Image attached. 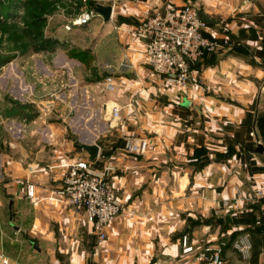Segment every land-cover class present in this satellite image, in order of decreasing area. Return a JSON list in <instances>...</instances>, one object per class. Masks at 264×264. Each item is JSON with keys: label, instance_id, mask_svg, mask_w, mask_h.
<instances>
[{"label": "crops", "instance_id": "0c3cea01", "mask_svg": "<svg viewBox=\"0 0 264 264\" xmlns=\"http://www.w3.org/2000/svg\"><path fill=\"white\" fill-rule=\"evenodd\" d=\"M112 3L111 20L102 21L108 29H116L109 33L120 49L107 43L98 58L95 45H78L90 51L92 59L86 64L65 51L52 58L72 71L81 70L82 78L72 72L77 83H96L105 73L112 76L114 88L99 99L103 110L118 105L120 116L112 118L106 112L102 134L81 140L64 124L50 121L47 113L27 121L18 133L9 129L20 119L4 116L1 109L5 95L16 99L10 92L15 77L9 66L0 69V75L3 69L7 72L0 76V85L6 87L0 91V189L11 210L9 225L0 233L6 229L12 243L24 234L35 239L31 244L54 249L51 264H209L181 253L183 236L193 245L227 243L235 236L223 248L224 264H264V200L235 199L264 187V151L258 150L254 135V130L259 136L264 130V0ZM185 3L211 20L205 29L208 37L229 38L233 44L203 58L197 77L180 90L151 70L145 41L128 28L168 4ZM68 36L76 46L74 34ZM140 139L148 142L145 152H130L129 142ZM76 142L96 143L98 155L88 160ZM78 157L87 159L97 173L111 167L108 179L124 207L107 224L100 243L91 222L53 193L67 164ZM30 187L32 196L27 194ZM224 199L232 202V208L218 216L229 215L230 221H215ZM27 203L30 208L25 211L20 206ZM13 214L18 217L15 222ZM243 233L249 234L252 244L245 258L233 247Z\"/></svg>", "mask_w": 264, "mask_h": 264}, {"label": "built area", "instance_id": "2783aa9c", "mask_svg": "<svg viewBox=\"0 0 264 264\" xmlns=\"http://www.w3.org/2000/svg\"><path fill=\"white\" fill-rule=\"evenodd\" d=\"M95 15L97 14L94 13L93 7H81L70 23L64 25V29L69 31L73 27L86 25ZM206 27L207 22L202 18L197 7L191 3H185L178 7L168 4L164 10L154 11L134 26L129 27L128 30L132 35L145 41L146 62L151 70L166 84L184 90L197 77L199 68L196 67V64L205 54L213 53L223 48V46L230 48L233 44L229 38L218 41L208 37L205 34ZM7 66L9 65L7 64ZM2 68H5V66ZM40 69L37 70L35 67L31 72L35 81L41 85L44 94H48L55 99L59 98L60 101L63 99V94L57 90L55 92H53L54 90H47L48 81L58 80L56 85L60 83L61 87L69 86L73 96L75 94L78 96L83 95L90 100L91 104L94 99L93 96L97 92L105 93L114 88V82L110 75L93 84H81L75 81L72 68L68 65L47 66ZM22 91L24 92L20 93L19 100L32 102L43 114L46 113L45 111L48 109L46 107L41 108L36 102L37 100L32 98L36 94L31 86L23 87ZM76 105H79V103ZM95 109L96 107L90 108V115H93ZM100 110H103L102 106L98 109V111ZM103 111L105 114L108 112L112 118H119L120 116L118 105H112L109 110L105 108ZM31 121L35 122V119ZM26 123L27 120L21 118L18 125L11 122L9 129L18 133ZM44 136L51 138L53 135L51 132H44ZM147 144L148 142L145 139L136 142L131 141L127 149L130 152L143 153L147 148ZM110 169L111 167H106L101 173L94 172L91 170L87 159L78 157L67 164L61 184L53 191L55 196L61 198L68 208L77 213H82L91 222L97 243L106 238L105 227L107 224L124 211V207L118 200L108 179L107 171ZM27 194L29 196L33 195L31 187L27 188ZM235 199L262 201L264 200V187L255 189L249 196L239 194ZM232 205L229 199H224L219 204L216 213L227 214ZM180 244L182 254L192 255L200 263L224 264L222 251L226 243L223 240L206 241L193 245L186 236H183ZM233 247L243 258L248 257L252 247L249 234L239 235L234 240ZM0 264L11 263L7 257L0 254Z\"/></svg>", "mask_w": 264, "mask_h": 264}, {"label": "rangeland", "instance_id": "374dc122", "mask_svg": "<svg viewBox=\"0 0 264 264\" xmlns=\"http://www.w3.org/2000/svg\"><path fill=\"white\" fill-rule=\"evenodd\" d=\"M53 1V10L45 13V18H47V24L45 25L46 32L54 34L61 39L64 36L72 33L74 38L76 37V46L70 41L69 36L68 44L77 47L80 46H96L100 51L97 52L98 58H101L104 49L107 43L113 49H118L119 47L115 46V38H112V33H109L110 30H116L114 28L107 27L108 23H103L101 16L95 15L91 21L80 27H73L70 31L64 29V25L70 23L71 19L74 18L77 13L80 11L81 7H90L96 3L109 4L110 0H52ZM23 0H0V8L4 11L0 13V21L3 23V27H0V55L7 56L15 54V56L7 64L11 67L14 72V81L11 84L12 91L16 99H20V93L23 87L31 86L33 92L36 96H32L33 99H36L39 106L45 107L41 104V101H52V107L45 112L47 113V118L50 121L62 123L66 126V130L79 139H90L94 138L98 134L103 133V129L106 123V114L103 110L98 111L102 106V99H99L103 96L104 93L97 92L93 96V102L91 104L90 100L85 96H78L75 94L72 95L71 88L69 86L61 87L59 84L56 85L58 80L47 82V90H56L63 94V99L60 101L59 98L55 99L50 95H46L43 92L41 85L35 81V78L32 76L31 72L33 68L41 70V67L46 68L47 66H63L64 64L59 61H52L53 56L56 52L64 51L62 48H58L55 51H31L27 54H21L20 51L15 48L14 43L10 40L9 31L3 30V28H22L24 26V17L26 13L25 6L23 5ZM9 6L8 10H5ZM112 18V17H111ZM111 20V19H110ZM106 25V26H105ZM117 34V33H116ZM69 45V46H71ZM120 49V48H119ZM52 55H49L50 53ZM11 64V65H10ZM22 67H24L22 69ZM40 67V68H39ZM6 72V69H3L1 75ZM76 78L83 76V72L79 70L72 71ZM7 72L4 74L6 76ZM0 75V76H1ZM82 78V77H81ZM2 79V78H1ZM65 79V76H64ZM6 81L5 79H2ZM12 80V78H11ZM65 81V80H64ZM69 82V81H68ZM69 85L71 83L69 82ZM0 91H6L5 84L0 85ZM11 92V93H12ZM109 92V91H108ZM42 93V94H41ZM68 93H70L68 95ZM12 95V94H10ZM79 103V105H76ZM96 107L93 112V115H89L90 108ZM109 110V109H108ZM43 115L40 111V115ZM87 116L91 117V120L87 119ZM65 117V121L61 122V118ZM61 124V125H62ZM0 133V141L3 142ZM64 176V175H63ZM62 182V180H61ZM61 184V183H60ZM22 186V185H21ZM0 194L3 195V190L0 189ZM23 194V192L21 193ZM3 200L0 204V228H5L9 225L8 215L9 211V202L7 196L3 195ZM24 203V202H23ZM23 210H29V203L24 206H20ZM15 209V208H14ZM14 222L18 217L14 216ZM12 220V221H13ZM2 235V236H1ZM2 239H0V253L5 255L11 264H51L49 259H54L56 257V251L52 248L50 250H45L41 248L40 245L31 244L32 241H35L32 237L26 238L23 235L17 238L14 243L8 240L6 229L3 230L2 234L0 233Z\"/></svg>", "mask_w": 264, "mask_h": 264}, {"label": "trees", "instance_id": "16d2710c", "mask_svg": "<svg viewBox=\"0 0 264 264\" xmlns=\"http://www.w3.org/2000/svg\"><path fill=\"white\" fill-rule=\"evenodd\" d=\"M23 3L26 9L24 26L22 28H3V30L9 31L10 40L14 43L15 48H17L19 51L21 50V54L25 55L31 51H55L58 48H62L69 58L76 59L83 64L88 63L92 59L89 49H81L80 47L72 46L70 43L68 44L67 36H64L61 39L54 34L46 32L45 25L47 24V18H45L44 15L45 13L53 10L52 0H23ZM91 7H93V5H90V8ZM8 9L9 6L5 10ZM3 11L4 10L0 8V13ZM0 27H3V23L1 21ZM213 53L205 54L198 61L196 67L199 68V62L206 56ZM14 56L15 54L4 57L0 55V69ZM107 75L108 73H105L102 78L99 77V79L102 80ZM96 79L97 78H95V80ZM1 111L4 116H14L18 119L25 118L27 121H31L40 115V109L34 103L13 99L8 95H5ZM254 135L256 137L257 144L263 146L264 130L261 131V136H259L254 130ZM213 218L215 221L221 222L218 214L214 215ZM234 238L235 236H233L232 240L229 242L227 241L226 246L232 244Z\"/></svg>", "mask_w": 264, "mask_h": 264}, {"label": "water", "instance_id": "95a60500", "mask_svg": "<svg viewBox=\"0 0 264 264\" xmlns=\"http://www.w3.org/2000/svg\"><path fill=\"white\" fill-rule=\"evenodd\" d=\"M93 11L101 16L103 21H109L112 17V5L110 4L96 3L93 5ZM201 16L207 23L211 21L207 16ZM52 103V101H41V104L48 109L52 107ZM75 146L79 151H85L88 154V160H93L98 155L99 146L96 143L76 142ZM258 150L263 152V146L258 145ZM220 220L223 222L230 221V217L229 215H225L220 217Z\"/></svg>", "mask_w": 264, "mask_h": 264}]
</instances>
